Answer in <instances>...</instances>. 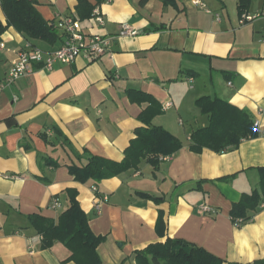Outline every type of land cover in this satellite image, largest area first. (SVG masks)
<instances>
[{
    "label": "crops",
    "instance_id": "1",
    "mask_svg": "<svg viewBox=\"0 0 264 264\" xmlns=\"http://www.w3.org/2000/svg\"><path fill=\"white\" fill-rule=\"evenodd\" d=\"M36 1L41 15L56 25L61 16H76L78 0ZM202 2L103 1L97 5L103 25L92 15L76 18L88 34L114 36L109 53L80 54L52 70L36 64L33 72L0 89V264H77L68 260L71 251L62 242L44 249L42 237L25 228L31 213L58 220L67 206L68 188L77 189L93 232L105 236L98 247L102 264H137L136 250L168 237L202 246L224 258V264L264 260V245L254 241L257 258L250 262L233 248L235 232L259 224L264 208L241 225L230 216L243 193L259 189L264 132L220 153L190 148L192 132L209 123L195 103L201 96L239 106L264 129V17L241 24L238 0ZM263 11L264 0H252L248 13ZM0 21L6 23L1 1ZM123 23L139 34L121 36ZM63 40L64 35L49 44L9 27L0 39L5 47L0 48V80L27 44L53 51ZM130 89L150 92L160 101L162 112L152 124L169 130L183 146L161 157L157 168L143 159L137 169L97 183L100 193L109 195L98 214L93 183L77 181L69 171L68 165L78 159L64 139L77 151L123 160L136 129L146 125L140 115L148 106L133 101ZM166 102L171 106L165 107ZM46 158L60 165H48ZM137 191L152 193L161 202ZM56 198L61 207L53 206ZM160 212L163 235L157 230Z\"/></svg>",
    "mask_w": 264,
    "mask_h": 264
},
{
    "label": "trees",
    "instance_id": "2",
    "mask_svg": "<svg viewBox=\"0 0 264 264\" xmlns=\"http://www.w3.org/2000/svg\"><path fill=\"white\" fill-rule=\"evenodd\" d=\"M6 15V23L0 21V39L9 28L14 27L28 38L56 44L62 40L63 33L52 20H46L37 9L36 0H0ZM104 0H78L76 16L85 20L91 17L93 10ZM148 0H140L144 5ZM167 4L172 0H164ZM252 0H238V10L242 15L248 12ZM74 16V15H73ZM76 16H74L76 18ZM163 27H156L159 30ZM130 98L139 103H148L140 118L146 123L135 131L136 137L125 149V156L121 161L95 155L84 149L82 152L72 148L69 140L65 143L75 152L78 163L68 165L70 173L77 181L97 185L105 179L118 176L131 169H137L143 159L157 168L161 157L175 154L183 146L182 141L161 125L152 124L153 118L162 112V104L150 92L130 89ZM196 106L209 119L208 125L196 129L191 134L190 148L201 152L209 148L218 153L237 147L243 139L256 137L254 122L247 111L218 96L205 95L196 100ZM46 164L58 167L60 163L52 158H46ZM259 189L242 194L230 211L232 221L236 224L249 222L264 202V167L259 169ZM92 184V185H93ZM139 196L151 199L157 203L161 200L149 192H136ZM68 202L58 220L40 213L27 215L29 224L25 228H32L42 237L41 247H52L56 242H62L70 251L68 258L77 264H102L98 252L99 245L105 236L96 235L89 224V216L81 207L78 191L67 189ZM239 223L238 225H241ZM23 228V229H25ZM160 235L165 233L163 216L157 222ZM137 264H224L226 260L215 255L206 248L181 238L168 237L164 242L149 244L141 250L135 251ZM255 264H264V260H255ZM239 264V263H231Z\"/></svg>",
    "mask_w": 264,
    "mask_h": 264
},
{
    "label": "built area",
    "instance_id": "3",
    "mask_svg": "<svg viewBox=\"0 0 264 264\" xmlns=\"http://www.w3.org/2000/svg\"><path fill=\"white\" fill-rule=\"evenodd\" d=\"M104 1L110 2L111 0ZM192 2L196 5H203L202 0H192ZM260 16L264 17V11L256 16L244 12L241 15L240 23L246 24L248 21ZM91 19L98 24H104V16L98 6L93 10ZM57 26L64 34L61 46L53 51H45L39 47L27 44L25 48L19 50L18 57L5 78L0 80V89L14 83L25 74L33 72L36 64H41L45 68L52 70L56 63H72L80 54H85L87 57H100L112 50L114 36L86 33L80 21L73 15L61 16ZM138 34L139 31L131 24L123 23L120 32L121 36H136ZM0 48L4 49L5 47L0 44ZM190 79L193 80L192 77ZM168 106H171L170 102L165 103V107ZM261 128L260 120H255L254 131L264 132V129L262 130ZM91 189L95 193L94 208L99 214L103 209V205L109 201V195L101 194L97 185H92ZM53 206L61 207V202L58 198L54 200ZM260 208H264V202L260 204ZM207 209L211 210L210 208ZM239 223H242V219L236 224L238 225Z\"/></svg>",
    "mask_w": 264,
    "mask_h": 264
},
{
    "label": "clouds",
    "instance_id": "4",
    "mask_svg": "<svg viewBox=\"0 0 264 264\" xmlns=\"http://www.w3.org/2000/svg\"><path fill=\"white\" fill-rule=\"evenodd\" d=\"M249 229H253V233L249 234ZM264 245V213H261L259 224H249L243 229L235 232V249L236 256L239 258L246 257L247 261L257 258V249L253 248V243Z\"/></svg>",
    "mask_w": 264,
    "mask_h": 264
}]
</instances>
